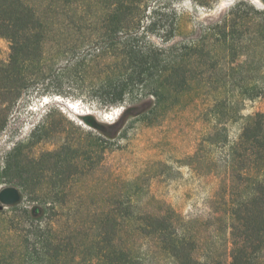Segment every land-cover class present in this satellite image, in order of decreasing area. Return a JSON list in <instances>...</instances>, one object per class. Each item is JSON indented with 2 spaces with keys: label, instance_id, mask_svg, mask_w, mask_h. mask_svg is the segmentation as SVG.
I'll return each instance as SVG.
<instances>
[{
  "label": "trees",
  "instance_id": "1",
  "mask_svg": "<svg viewBox=\"0 0 264 264\" xmlns=\"http://www.w3.org/2000/svg\"><path fill=\"white\" fill-rule=\"evenodd\" d=\"M173 1L0 0V37L9 49L7 60L0 61V132L10 109L28 92L62 96L67 87L79 95V89L89 87L86 93L96 110L123 107L112 123L93 120L90 135L99 142L94 164H86L85 152L78 161L71 146L65 153L64 147L44 154L67 168L54 176L60 181L85 176L101 166L105 152L135 124L152 125L185 94L227 91L232 80L224 77L218 84L222 80L216 79L224 62L243 64L258 46L263 57L264 8L239 2L219 20L200 25L198 37L169 44L177 31ZM192 1L209 8L214 2ZM87 81L90 85L84 86ZM224 148L226 164L217 173L214 194L221 195L219 206L228 207L232 221L229 263L220 245L224 213L209 212L211 223L206 224L185 218L170 204L155 212L137 208L132 193L124 208L114 203L103 213L95 237L76 244L59 241L53 226L42 223L64 204L52 200L29 215L24 210L30 230L16 231V261L6 260L7 248L1 250L0 244V264H19L31 256L48 264H259L253 251L264 243V112L245 117L235 141L225 134Z\"/></svg>",
  "mask_w": 264,
  "mask_h": 264
},
{
  "label": "rangeland",
  "instance_id": "2",
  "mask_svg": "<svg viewBox=\"0 0 264 264\" xmlns=\"http://www.w3.org/2000/svg\"><path fill=\"white\" fill-rule=\"evenodd\" d=\"M239 2L264 8L261 0H214L210 8L192 0H174L177 31L169 44L198 37L200 25L219 20ZM153 41L160 44L158 38L153 37ZM259 52L258 46L243 64L228 60L223 63L216 79L222 80L218 84L223 83L224 77L232 80L227 91L185 94L152 125L137 123L129 129L125 138L105 152L101 166L92 167L85 176L76 174L63 181L54 176L64 174L67 168L48 161L44 154L64 147L61 151L65 153L71 146L78 161L85 152L86 164L93 165L99 142L90 135L93 127L84 124L80 116L89 113L98 122L112 123L123 107L96 110L86 93L89 87L79 89V95L74 89L63 87L62 96L28 92L19 99L0 132V189L16 187L22 195L18 204L0 209V244L1 250L7 248L6 260L16 261V231L30 230L24 210L29 215L33 208L52 200L64 204L48 212L42 223L53 226L59 241L76 244L86 237H95L101 231L96 224L103 213L107 214L114 203L124 208L133 193L137 208L146 206L155 212L170 204L185 218H199L206 224L211 223L209 212L224 213L220 245L221 254L229 263L232 221L228 207L219 206L221 195L214 192L219 185L217 173L226 164L225 134L228 141H235L243 119L264 112V53L262 57ZM8 53V42L0 37V61H6ZM248 84L257 88L249 91L251 87L245 88ZM89 85L87 81L84 86ZM238 86L248 93L241 94ZM214 111L219 116H214ZM135 179H139L135 185H127ZM106 230L110 235L111 230ZM90 253L84 254L85 258ZM253 254L259 264H264V243ZM19 264L48 263L31 256Z\"/></svg>",
  "mask_w": 264,
  "mask_h": 264
},
{
  "label": "water",
  "instance_id": "3",
  "mask_svg": "<svg viewBox=\"0 0 264 264\" xmlns=\"http://www.w3.org/2000/svg\"><path fill=\"white\" fill-rule=\"evenodd\" d=\"M80 120L92 127L93 126V120L94 117L87 113L80 116ZM22 198V195L20 191L16 187L8 186L3 187L0 189V209H2L4 206H14L20 202Z\"/></svg>",
  "mask_w": 264,
  "mask_h": 264
},
{
  "label": "bare ground",
  "instance_id": "4",
  "mask_svg": "<svg viewBox=\"0 0 264 264\" xmlns=\"http://www.w3.org/2000/svg\"><path fill=\"white\" fill-rule=\"evenodd\" d=\"M106 117H108V114H106ZM106 119V118H105ZM104 121V120H103Z\"/></svg>",
  "mask_w": 264,
  "mask_h": 264
}]
</instances>
